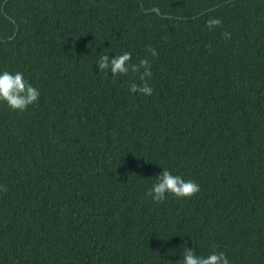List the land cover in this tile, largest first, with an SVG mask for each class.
Returning a JSON list of instances; mask_svg holds the SVG:
<instances>
[{
    "label": "trees",
    "instance_id": "trees-1",
    "mask_svg": "<svg viewBox=\"0 0 264 264\" xmlns=\"http://www.w3.org/2000/svg\"><path fill=\"white\" fill-rule=\"evenodd\" d=\"M0 69L41 92L0 104V264H264V0H0ZM162 167L200 192L156 204Z\"/></svg>",
    "mask_w": 264,
    "mask_h": 264
},
{
    "label": "clouds",
    "instance_id": "clouds-1",
    "mask_svg": "<svg viewBox=\"0 0 264 264\" xmlns=\"http://www.w3.org/2000/svg\"><path fill=\"white\" fill-rule=\"evenodd\" d=\"M222 19L219 17L208 20L206 27L209 31H213L222 25ZM225 38L230 37V33L224 32ZM153 56L156 55L154 49L151 50ZM96 68L99 73L105 76L111 75H127L130 71L134 73L140 72V80L142 85L132 83L129 92L133 95L140 93L145 96L153 94V88L147 83L146 78L152 76L151 65L147 59L141 60L139 64L132 62V53L123 52L119 55L109 54L104 50L98 53L95 61ZM41 98L40 90L26 78L22 71H7L0 69V104L6 105L13 111L21 113L26 112L30 106H34ZM163 171L155 177L147 195L151 197L156 204L164 203L170 197L177 199L191 198L200 192V185L191 179H185L183 176L174 174L173 171L166 167H162ZM179 251L180 259L174 264H231L228 255L223 252L213 251L208 255H198L196 247L188 246L187 241L184 242Z\"/></svg>",
    "mask_w": 264,
    "mask_h": 264
},
{
    "label": "water",
    "instance_id": "water-1",
    "mask_svg": "<svg viewBox=\"0 0 264 264\" xmlns=\"http://www.w3.org/2000/svg\"><path fill=\"white\" fill-rule=\"evenodd\" d=\"M152 11L158 13L159 15H161V11L158 8H154V9H152Z\"/></svg>",
    "mask_w": 264,
    "mask_h": 264
}]
</instances>
